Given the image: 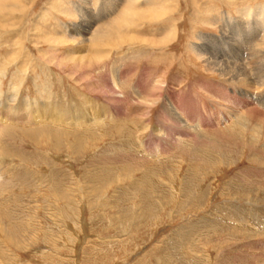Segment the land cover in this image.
Returning a JSON list of instances; mask_svg holds the SVG:
<instances>
[{"label": "rangeland", "instance_id": "1", "mask_svg": "<svg viewBox=\"0 0 264 264\" xmlns=\"http://www.w3.org/2000/svg\"><path fill=\"white\" fill-rule=\"evenodd\" d=\"M114 2L0 0V264H264V116L202 58L264 0Z\"/></svg>", "mask_w": 264, "mask_h": 264}, {"label": "bare ground", "instance_id": "2", "mask_svg": "<svg viewBox=\"0 0 264 264\" xmlns=\"http://www.w3.org/2000/svg\"><path fill=\"white\" fill-rule=\"evenodd\" d=\"M118 1L119 0H115L114 4H117ZM128 1L129 0H127V2ZM130 2H133V1H130ZM130 6L131 5H129L128 8L124 9L123 12L120 15L114 17V19L110 22V24L106 25V27H108V29H109V32L106 31V33H108L109 35L112 34V33L118 34L119 30H118L117 24L119 22H122V23L128 22L129 21L128 18L131 17L133 13H137L138 12V11L135 12ZM7 8L8 7L0 5V10H4V9H7ZM257 9L260 11L259 14L262 17L261 18L262 29L260 31V36L263 37L264 36V7H257ZM246 11H247V9H246ZM247 14H248V11H247ZM139 17H140V19L138 18V20H141V18L142 19L146 18V16L144 17V14L141 13V11H139ZM132 18H134V17H132ZM240 21L241 22L239 24H241L243 26V28H245L246 32L249 33V31H250V33H251L252 29L254 28V26L251 28V23L247 22L246 20L241 19ZM103 26H105V25H103ZM100 29L97 28V30H100ZM100 32L101 31H97L95 33V35L99 34ZM235 35H238V34H235ZM257 37H259V36H257ZM229 39L230 40L224 42V44H223V50H222L223 54L221 55L222 57L220 55L217 56L215 54L203 53V57L202 58H203L204 61L207 62V65L209 67H211L212 69H217L218 71H220L221 74H224L225 77H227V79L231 83V86L233 88H235L234 91H233V94L237 95V96H233V97L238 98V101H236V100L233 101V100L229 99L226 89L224 90V92H226L227 94L221 96L223 98L219 97L220 96L219 92H223V90L220 87H218L216 89V91H218L217 95H216L218 97V100L222 99L225 103H226V101H232L233 103L236 104V106H240L242 109L243 108H247L246 112L249 111L251 113V116L253 118L256 117V119H257V117L260 114L262 116H264V111H262V110H260L258 108V107L264 108V55H259L257 50H253L252 48L250 49V46H249L248 42L246 43L245 41L234 40L233 38H229ZM250 45H251V42H250ZM251 46H253V45H251ZM260 48L264 49V38H263V40L261 42ZM239 51H240V54H238ZM242 52H246V58H243ZM237 54H238V56H237ZM224 56L226 58H223ZM244 90H248V91L243 93ZM250 99L253 100V104L249 105L248 101ZM218 100H216V103L219 104V106H221V108H222V105H224V104L222 102H220L221 100H219V101ZM26 107H29V104H26V106L24 108H26ZM224 107L226 108V106H224ZM24 108H23V110L25 111ZM58 110H61L62 112L68 114L63 108H59ZM226 110H227V112H226L227 115L232 114L233 117H237L238 118V116H236L237 113L239 114V113L245 111L246 109L245 110H240V112H239L238 110H236V111L230 110L227 107ZM166 111L170 115V117L175 121V123L177 125H180L184 129H192V127H191L192 125L191 124H194L198 128V126H201L203 124L204 125H206V124L210 125V123H212L210 117L209 118L208 117L203 118L202 116H199V115H197L199 117L196 116V117H194L192 119L191 118H189V119L186 118L185 119L187 114H184L185 116H182L180 114V112H179L178 107L172 101L167 104ZM221 114H222L221 116L224 118L225 114L223 112ZM241 115H242V113H241ZM245 115H243V116H245ZM247 116H249V115H247ZM59 117H63V115L60 114ZM231 120H233V119H231ZM59 121L61 122V120H59ZM70 121H72L74 123H83V122H85L84 119H79V118L71 119ZM260 122H262V119H260ZM254 124H256V123H254ZM257 124H258V122H257ZM227 125H229V122L227 123ZM238 125H240V122L238 123ZM217 126H220V125H217ZM204 129H205V127H204ZM204 129L202 127V130H204ZM0 180H1V176H0Z\"/></svg>", "mask_w": 264, "mask_h": 264}]
</instances>
